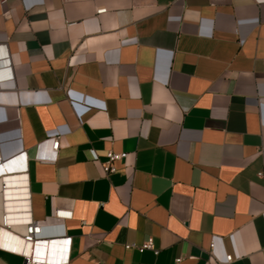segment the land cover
<instances>
[{"label": "crops", "instance_id": "crops-1", "mask_svg": "<svg viewBox=\"0 0 264 264\" xmlns=\"http://www.w3.org/2000/svg\"><path fill=\"white\" fill-rule=\"evenodd\" d=\"M0 43V264L59 209L69 264H264V0H7Z\"/></svg>", "mask_w": 264, "mask_h": 264}, {"label": "built area", "instance_id": "built-area-1", "mask_svg": "<svg viewBox=\"0 0 264 264\" xmlns=\"http://www.w3.org/2000/svg\"><path fill=\"white\" fill-rule=\"evenodd\" d=\"M260 1V0H259ZM2 5L7 3V0H0ZM107 9L104 6L96 7V15H100L106 12ZM0 64L10 63L9 52L6 47V43H0ZM10 64L6 67L0 66V87H10L13 85V73L10 68ZM7 78V79H6ZM17 129V128H16ZM49 144L51 149L57 150L59 146V131H49ZM92 159H97V154L90 152ZM127 151H116L112 148L108 149L105 153V159L101 162L102 169L105 173L114 172L117 170L116 161L124 160L127 156ZM5 155H0V160ZM259 177H264V170L257 171ZM6 184L2 183V188H5ZM71 216V211H56V218L54 222L45 220L28 219L24 222L25 230L20 234L21 244L11 249L13 252L22 256L23 264H69L70 262V235L67 234L64 219ZM13 219L5 212L2 215V221L0 228H6L10 230ZM60 243L57 250L53 247L54 244ZM214 242L211 241V246ZM43 246V251L38 252V247ZM126 248L134 247L139 251L144 249H152L155 253L158 251L150 240L143 241L141 243H125ZM181 257H176L175 262L179 261ZM232 253L225 255V260H231Z\"/></svg>", "mask_w": 264, "mask_h": 264}, {"label": "water", "instance_id": "water-1", "mask_svg": "<svg viewBox=\"0 0 264 264\" xmlns=\"http://www.w3.org/2000/svg\"><path fill=\"white\" fill-rule=\"evenodd\" d=\"M8 160H10V157H7V158L5 159V161H8Z\"/></svg>", "mask_w": 264, "mask_h": 264}]
</instances>
